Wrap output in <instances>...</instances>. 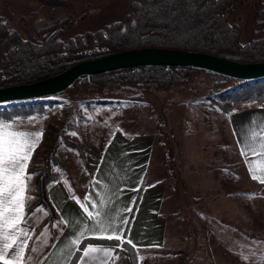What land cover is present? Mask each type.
I'll list each match as a JSON object with an SVG mask.
<instances>
[{
  "label": "rangeland",
  "instance_id": "1",
  "mask_svg": "<svg viewBox=\"0 0 264 264\" xmlns=\"http://www.w3.org/2000/svg\"><path fill=\"white\" fill-rule=\"evenodd\" d=\"M49 1L0 0V62L8 47L4 42L8 32L16 31L28 38L32 31L71 16L74 22L59 34L61 39L68 40L88 31L103 29L114 22H125L131 13L132 2L63 0L58 4ZM263 8L264 0H246L231 17L230 21L242 29V41H248L252 36L257 13ZM218 80L220 78L215 75L195 73L189 82L174 85L168 90H144L145 99L138 102L132 100L131 93L115 88L75 84L70 89L47 97L61 100L53 106L52 111L47 112L48 117L46 114L44 118L33 116L29 120L17 121L42 123L47 140L43 143L42 139L41 153L52 144L53 135L63 127L67 118L71 121L73 130L65 136L82 147L81 155L79 157L75 149L63 145L58 149V156L68 170L66 182L78 185L77 191L89 181L91 170L95 168L103 144L111 133L120 131L130 134L156 128L161 136L153 155L152 169L156 170V175L166 178V168L161 167V162L164 164L168 161L165 155L166 137L171 148H180L181 155L183 148L186 172L170 169L176 173L174 176L170 171L175 184L169 187L167 194L171 204L168 245L162 251L142 252L140 264H179L185 254L190 257L188 264H264V236L257 234L247 239L243 233L232 230L231 200L238 205L233 196H217L222 194L220 183L222 187L225 186L218 174L219 168L215 166L216 138L220 132L214 129V120L210 121L202 108L209 103L210 110L215 108L214 112L220 113L225 121L226 112L208 97ZM94 100L107 103H92ZM194 101L199 105H195ZM22 105L6 103L1 104L0 109ZM86 105H89L88 109ZM81 106L86 109L83 111ZM60 114L61 120L58 119ZM81 116L87 120H81ZM176 164L178 162L175 161L173 168H176ZM42 167L36 169H45L50 174L56 171L53 164Z\"/></svg>",
  "mask_w": 264,
  "mask_h": 264
},
{
  "label": "trees",
  "instance_id": "2",
  "mask_svg": "<svg viewBox=\"0 0 264 264\" xmlns=\"http://www.w3.org/2000/svg\"><path fill=\"white\" fill-rule=\"evenodd\" d=\"M49 2L59 4L63 0ZM245 2L246 0H132L131 13L125 22H114L103 29L88 31L68 40L61 39L59 34L74 22L70 19L71 16L32 31L28 38L16 31L8 32L4 37L8 47L0 62V88L33 83L87 59L143 47L192 50L245 63L264 62V8L257 13L252 36L248 41H242L241 27L230 21ZM195 73H207L220 78L208 97L225 112L232 111L235 103H264V79L249 82L194 67L139 66L95 74L75 81L71 87L85 84L115 88L131 93L132 100L136 102L145 99L143 91L146 89L168 90L174 85L189 82ZM59 102L60 99L44 97L24 102L22 106L4 107L0 109V120L33 116L44 118ZM71 130L72 124L67 118L63 127L53 135L52 144L41 153L40 147L47 140L44 129L46 135L43 143L34 150L28 167V174L33 176V195L36 201L29 211L46 204L47 190L52 183L66 180L68 170L58 156V149L63 145L69 146L80 157L82 147L65 136ZM48 164L55 165V173L36 169ZM147 186L146 181H143L136 205ZM87 189L86 185L85 192ZM73 199L83 210L84 206L78 197L73 195ZM51 213H54L53 209ZM127 241L126 236L120 241L85 238L70 264H76V257H80L89 244L123 248L128 252L132 264H140L139 250ZM189 258L185 254L179 264H188Z\"/></svg>",
  "mask_w": 264,
  "mask_h": 264
},
{
  "label": "crops",
  "instance_id": "3",
  "mask_svg": "<svg viewBox=\"0 0 264 264\" xmlns=\"http://www.w3.org/2000/svg\"><path fill=\"white\" fill-rule=\"evenodd\" d=\"M92 103L98 102L94 100ZM194 104L199 105L195 101ZM205 104L202 109L205 114L207 113L210 121L214 120V129L220 132L216 138L215 166L219 168L218 174L225 186L222 187L220 183L219 188L222 194L217 196L220 197L223 194L233 196L238 205H234L231 200L233 210L230 228L243 233L247 239L249 236L254 238L257 234L264 236V149L259 147L260 142H264L261 139L264 138V103H235L232 111L224 113L225 121L220 113L214 112L215 108L212 107L213 109L210 110V104ZM84 108L81 106V109ZM86 108L88 109L89 105H86ZM18 119L0 121L12 125L11 128H6L5 132L42 133L35 150L41 145L46 135L45 128L42 123L25 124L18 122ZM82 119L83 116H81ZM254 134L255 143L251 140ZM109 136L108 141L103 144L95 168L91 170L89 181L80 188L81 190L77 191L79 186L71 185L66 180L54 182L47 190L46 204L29 211L36 203L34 196L31 197L34 192L33 179L28 174L32 153L25 170V176H30L32 181L25 180L24 212L22 220L17 225V228L27 227L29 235L24 238L27 241L25 253L17 264H70L85 238H106L112 235L111 231L106 233L90 231L96 215L93 203L96 209L101 210L108 217L117 218L116 234L119 235L122 229V238L126 236L127 240H131L140 254L147 251H162L167 247L170 227L169 211L171 212L170 197L167 194L169 187L175 184L170 171L177 172L181 169L186 172L183 148L181 155L180 148L178 150H175V147L171 148L168 137L165 138L164 135L165 155L168 161L164 164L161 162V167L166 168V178H161L156 175V170L152 169L157 140L161 138L159 130L151 127L146 132L130 134L117 131ZM249 145L255 147V151H252ZM175 161L178 164L176 168H173ZM171 172L175 176L176 172ZM143 181H146L148 186L136 205ZM86 185L88 189L85 192ZM73 195L77 196L83 206L93 213L92 216L83 212L73 199ZM52 209L54 213H51ZM125 220L129 222L126 227L123 224ZM89 245L112 249L113 256L110 264H132L128 252L123 248ZM80 259H86L82 257V253ZM76 264H79V261Z\"/></svg>",
  "mask_w": 264,
  "mask_h": 264
},
{
  "label": "snow or ice",
  "instance_id": "4",
  "mask_svg": "<svg viewBox=\"0 0 264 264\" xmlns=\"http://www.w3.org/2000/svg\"><path fill=\"white\" fill-rule=\"evenodd\" d=\"M11 127V124L0 121V262L2 264H17L22 260L25 253L27 241L24 238L29 235V230L27 227L17 228V225L22 220L24 212L25 180L31 179L30 176H25V170L33 150L42 136L40 132L31 131L5 132L6 128ZM261 139L264 140V138ZM251 140L253 143L256 142L255 134L251 137ZM249 147L252 151H255V147L252 145H249ZM259 147L264 149V142H260ZM254 178L259 179V177ZM93 210L96 215L90 231L100 233L111 231L113 234L108 235L106 238L120 241L123 230L121 229L119 235L116 234L117 218L108 217L101 210L96 209L95 203H93ZM83 211L89 216L93 215L86 207L83 208ZM128 223L127 220L123 221L125 227ZM127 243L132 244V241L128 240ZM112 256L113 252L110 248L87 245L82 252V257L86 259L81 260L80 257H76V259L79 264H110Z\"/></svg>",
  "mask_w": 264,
  "mask_h": 264
},
{
  "label": "water",
  "instance_id": "5",
  "mask_svg": "<svg viewBox=\"0 0 264 264\" xmlns=\"http://www.w3.org/2000/svg\"><path fill=\"white\" fill-rule=\"evenodd\" d=\"M139 66L194 67L249 82L264 79V62L245 63L192 50L143 47L87 59L33 83L2 87L0 105L53 96L67 90L79 79Z\"/></svg>",
  "mask_w": 264,
  "mask_h": 264
},
{
  "label": "bare ground",
  "instance_id": "6",
  "mask_svg": "<svg viewBox=\"0 0 264 264\" xmlns=\"http://www.w3.org/2000/svg\"><path fill=\"white\" fill-rule=\"evenodd\" d=\"M37 99H38V98H37ZM32 100H33V99H32ZM58 119L61 120V119H62V116H61V117H58Z\"/></svg>",
  "mask_w": 264,
  "mask_h": 264
},
{
  "label": "built area",
  "instance_id": "7",
  "mask_svg": "<svg viewBox=\"0 0 264 264\" xmlns=\"http://www.w3.org/2000/svg\"><path fill=\"white\" fill-rule=\"evenodd\" d=\"M84 110H85V109H83V111H84ZM61 115H62V114H60V117H61ZM84 121H85V120H84ZM68 140H69V139H68ZM69 141H70V140H69ZM73 143H76V142H73Z\"/></svg>",
  "mask_w": 264,
  "mask_h": 264
}]
</instances>
